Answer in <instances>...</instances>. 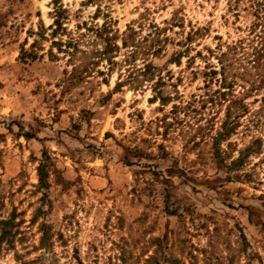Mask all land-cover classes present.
I'll return each mask as SVG.
<instances>
[{
    "label": "rangeland",
    "instance_id": "obj_1",
    "mask_svg": "<svg viewBox=\"0 0 264 264\" xmlns=\"http://www.w3.org/2000/svg\"><path fill=\"white\" fill-rule=\"evenodd\" d=\"M253 1L0 0V264H264L263 90L212 72Z\"/></svg>",
    "mask_w": 264,
    "mask_h": 264
},
{
    "label": "trees",
    "instance_id": "obj_2",
    "mask_svg": "<svg viewBox=\"0 0 264 264\" xmlns=\"http://www.w3.org/2000/svg\"><path fill=\"white\" fill-rule=\"evenodd\" d=\"M254 15L255 21L251 25V32L255 33L253 38L249 41L247 46L243 45V41H239L235 44L229 45L227 51H223L219 56V62L221 64L220 70H213V73H219L221 75V87L226 88L224 91H221V94L225 96L228 92H232V89L235 85L239 84L244 89V95H248L251 92H258L263 90L261 101L264 102V0H254L253 1ZM55 27L52 26V36H55L59 29L62 27V21L57 17L55 19ZM136 31L131 28V32L129 34L130 37ZM43 36V35H42ZM133 50L132 53H135L140 47L141 42H135L132 40ZM37 40L32 44L35 46ZM54 44L59 46L61 50L63 45L66 48H70L73 46L71 52L77 48V42H74L72 39H69L64 44L63 40H55ZM123 46H128V41L126 39L123 40ZM119 45L113 43L109 37L106 38L105 48L101 51V54L106 56L109 55L115 49H118ZM160 49H155L153 52L156 53ZM238 52H241V55H238ZM23 55H29L32 57H36L37 54L33 52H28L23 49ZM110 60V55L107 57ZM225 61H227L225 63ZM235 64L238 65V71L231 70L232 66ZM152 67L151 63H146L145 70L142 71L147 73ZM238 99H234V102ZM245 109H247L246 105H243ZM237 122L229 121L226 118L222 125V131L219 132L218 137L229 136L236 129ZM263 146V140L261 138H256L249 146L240 151V155L233 159L232 163L235 165H241L244 163V159L249 156L251 153H260ZM12 221L10 219L1 220L0 225L2 226V232L0 235V241L7 240L12 242L11 235H13L12 231L9 229V225H12ZM22 264H28L27 261H22Z\"/></svg>",
    "mask_w": 264,
    "mask_h": 264
}]
</instances>
